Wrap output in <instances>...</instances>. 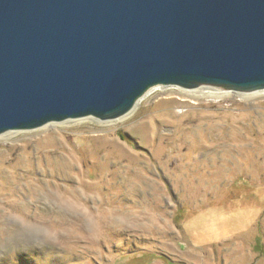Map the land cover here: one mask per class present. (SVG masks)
I'll use <instances>...</instances> for the list:
<instances>
[{"label": "rangeland", "instance_id": "1", "mask_svg": "<svg viewBox=\"0 0 264 264\" xmlns=\"http://www.w3.org/2000/svg\"><path fill=\"white\" fill-rule=\"evenodd\" d=\"M206 90L0 135V264H264V95Z\"/></svg>", "mask_w": 264, "mask_h": 264}, {"label": "water", "instance_id": "2", "mask_svg": "<svg viewBox=\"0 0 264 264\" xmlns=\"http://www.w3.org/2000/svg\"><path fill=\"white\" fill-rule=\"evenodd\" d=\"M155 86L264 90V0H0V135L115 120Z\"/></svg>", "mask_w": 264, "mask_h": 264}, {"label": "bare ground", "instance_id": "3", "mask_svg": "<svg viewBox=\"0 0 264 264\" xmlns=\"http://www.w3.org/2000/svg\"><path fill=\"white\" fill-rule=\"evenodd\" d=\"M156 87V86H155ZM149 90H151V89H149ZM148 90V91H149ZM154 90V89H153ZM205 90V89H204ZM146 92V94L144 95V96H146L147 94H149L150 93V91L149 92ZM203 91V90H202ZM201 91V93H199V94H197V95H195L194 94V97H204V98H210V99H212V98H214V99H221V98H225V97H227V96H229L230 95V91H221V92H219V91H211V90H206L204 93ZM200 92V91H199ZM250 96H256V95H264V90H259V91H254V92H250ZM249 96V95H248ZM244 97H246V96H244ZM250 98V97H249ZM17 131H19V130H17ZM13 132V131H12ZM11 132H7V134H10ZM5 135H7L6 133H4ZM2 135V134H1Z\"/></svg>", "mask_w": 264, "mask_h": 264}]
</instances>
